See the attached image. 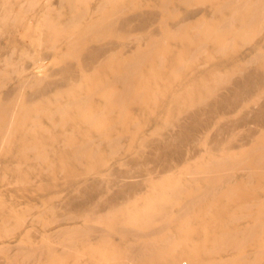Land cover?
Instances as JSON below:
<instances>
[{
  "label": "bare ground",
  "instance_id": "6f19581e",
  "mask_svg": "<svg viewBox=\"0 0 264 264\" xmlns=\"http://www.w3.org/2000/svg\"><path fill=\"white\" fill-rule=\"evenodd\" d=\"M22 1L28 2L23 10ZM62 1L70 17L63 19L44 2L39 9L45 12L43 36L32 43L30 54L21 55L37 59V42L58 47L63 37L65 51L58 60L70 61L52 71L54 82L45 83L49 76L43 74L23 79V67L0 73V154L11 153L17 140L22 144L16 162L4 169L23 165L26 175L18 178L19 186L31 190L37 185L54 194L34 213L32 228L27 226L14 243L4 241L3 264H264V41L239 55L244 57L239 65L226 62L225 69L219 67L224 72L208 71L212 81L206 74L184 79L198 54L211 53V43L221 56L248 47L251 36L264 30V0L216 3L199 26V40L196 14L173 24L176 4L191 0H159L162 14L122 20L116 13L115 19L104 16L85 26L86 14L71 11L77 0ZM38 2L18 0L17 10L30 13ZM7 4L1 0L5 26L23 16L15 14V4ZM75 26L77 34L64 36ZM232 37L245 43H233ZM110 38L124 46L134 41V52L123 55L113 42L103 43ZM172 39L191 46L180 48L167 75L159 66L170 56ZM160 80L182 85V99L167 108L149 137L139 133L142 121L130 105L134 98L156 104L161 90L153 83ZM13 82L16 89L2 96ZM33 106L36 119L30 115ZM229 116L235 118L217 127L211 143L198 139L201 129ZM251 121L257 129H247L243 137L238 130ZM165 127L176 131L164 133ZM239 135L248 142L241 144ZM200 143L206 148L198 159L188 158L187 150ZM135 144L134 157L123 168H112L114 157L128 155ZM153 144L154 159L146 153ZM155 168L163 175L156 177ZM59 180L76 188L73 196L60 199L61 192L54 191ZM113 187L114 194L106 197ZM30 212H9L10 223L1 226L6 238Z\"/></svg>",
  "mask_w": 264,
  "mask_h": 264
},
{
  "label": "rangeland",
  "instance_id": "374dc122",
  "mask_svg": "<svg viewBox=\"0 0 264 264\" xmlns=\"http://www.w3.org/2000/svg\"><path fill=\"white\" fill-rule=\"evenodd\" d=\"M8 4L6 6H10L15 4V7L13 8L14 11L17 10V5L19 8L23 10V8L28 7L27 1L16 3L18 0H7ZM37 7L34 10L29 11L27 13H23L21 9H18L15 14H21L23 13V16L21 14V18H12L13 20L8 23V25H4L2 22H0V73L5 72H11L13 68H20L23 67V79H27L30 77H34L40 74L49 76L46 78L45 83L48 82H54V77L52 76V71L58 69L64 62H69L70 60H67V58H64L62 60H58L59 56L65 49L61 47V45L65 44L64 38L60 37L58 38L56 45L58 47H49L44 45L42 42H37L36 48L40 50L39 58L35 59L34 56L28 57L24 56L21 57L24 53H29L33 50H31L32 43L35 42L39 37L43 36L44 31L42 30L43 27V11L41 12L42 6H44V2L49 6L51 11L55 14H61L63 16V19L69 18L70 13L67 11L64 3L62 0H38ZM222 0H201L198 1V3L195 0H191L188 5L181 6L179 4H176V7L178 9L177 16L173 19V24H179L183 20L187 19L189 16L196 14L197 16L193 19L195 20L193 23H198V32L195 31L194 37L198 40L201 37L199 26L201 22L206 20L207 18L211 17L214 8H216L215 4L221 2ZM27 2V3H26ZM24 3V4H22ZM1 5V0H0ZM20 5H24L23 7ZM42 5V6H41ZM41 6V7H40ZM159 0H77L74 3V6L72 7L71 11L74 15L83 12L86 14V17L81 20L82 26H85L86 24H90L92 22H100L104 16L110 17V18H116V13L118 14V18L122 20L134 18L140 14L143 13H157L162 14V11L160 9ZM38 9V11H35ZM120 10V13L118 12ZM21 11V12H19ZM35 13V14H34ZM43 13V15H42ZM29 16H27V15ZM20 16V15H19ZM25 16V17H24ZM35 17V18H34ZM192 20V21H193ZM60 26H62L60 24ZM152 29H155L157 24H152ZM79 31V28L77 26L70 28L68 32L64 33V36H69L70 33L77 34ZM46 34H48L46 32ZM137 33H134L136 35ZM44 38V37H43ZM62 41V43H61ZM231 41L236 44L243 45L245 42L238 37H232ZM250 41V40H249ZM264 41V30L255 33L251 36V41L249 43V46L242 50H239L237 52H227L223 56L216 54L214 52L216 46H214V43H211L209 45V49L211 50V53H200L198 54L197 58L192 62L191 66L188 67L185 70L184 79L186 81H191L192 79L198 78V76H201L203 74H206L205 77L208 81H212V76H210V73H207L208 71L212 72L214 69H219V73L224 72L225 70L219 68L222 67L221 65H224L222 68L225 67L226 62H230L231 65H239L244 61V57L238 58L241 54H249L252 53L259 45H261ZM113 42L115 44V47H119L120 53L123 55H128L134 52L135 42L131 41L129 43H126L124 46L123 43L120 42L119 39L110 38L106 42ZM94 44H92L93 46ZM264 45V44H263ZM191 46L190 43L187 41L182 40H169L168 47L170 50V56L168 57L166 63L160 64L159 69L162 71L163 74L170 75V73L174 70L175 61H176V54L180 50V48L183 47H189ZM57 48V49H56ZM35 53V52H34ZM128 53V54H127ZM30 54V53H29ZM213 54V55H212ZM244 54V55H245ZM8 56H11L12 62H7ZM21 57V58H20ZM238 60L234 62L235 60ZM234 62V63H233ZM225 69V68H224ZM249 69H244L243 72H247ZM79 74V73H78ZM156 90H161L159 93V100L156 104L151 103H144L139 98H134V100L131 102L130 110L133 113V115H139L140 120L142 121L141 126L138 129H133L134 132L137 130L139 133L142 132V135L152 137L153 132L155 129H157L159 122L161 121L164 114L167 112V108H169L172 103L177 99H182L179 96L182 92H180L182 85H180L177 82L174 81H167V80H160L156 83H153ZM18 85V82H13L9 85H7L3 91L2 96L6 95L8 92H13ZM261 92H264L261 91ZM29 97V95H27ZM95 105H98L96 103ZM38 108L37 106L32 107V111L30 115L36 119V111ZM235 117L229 116L223 119L218 120V122L215 123V125L211 128L207 129H201L198 132V139L204 140L203 138L206 137L207 143H211L213 141L214 133L217 129V127L223 123H226L228 121L233 120ZM34 119V120H35ZM252 127V128H251ZM254 127V128H253ZM250 128V129H249ZM257 126L256 124L251 121L247 123L245 126L240 127L238 132H240L243 137H245V134H242V132H246L247 129L256 130ZM164 129L167 130H161L164 133L171 132L170 127H165ZM176 129H173L171 133H174ZM244 132V133H245ZM262 133V132H261ZM239 135V136H241ZM120 134H113V137H119ZM241 136L242 140H247L246 138H243ZM247 137V136H246ZM244 141H240L241 144H245ZM238 142V144H240ZM248 142V140L246 141ZM20 141H15L11 145L10 149L11 153H2L0 154V247H2V244L5 243H14L16 239L20 237V234H22L23 230L30 228L33 224L32 222L36 221V218L34 216V213H40L44 208V199L45 197L52 194V191H40L34 186L35 189L26 190L25 188L18 185V178L22 177L23 175H26L24 171L26 169L17 167L15 165L14 169L9 168V170L4 169L7 163H13L16 162L14 160L17 159V152H19L21 147ZM136 145V144H135ZM156 144L149 146L146 149V153L149 156H152V151ZM138 146H134L132 150L129 152L128 155H116L114 159L111 162L112 168H123L125 163L129 161L130 158L134 157V151H136ZM206 147L204 145L198 144L195 148H190L187 150L188 158L192 159V157L195 159H198L199 153L201 151H204ZM105 153V152H104ZM196 155L194 157V155ZM152 159L153 156H152ZM194 161V160H192ZM152 165V164H151ZM154 165V164H153ZM152 165V166H153ZM151 166V167H152ZM155 167V166H153ZM154 174H156V177L163 175V171L160 168H155V171H153ZM44 174L49 175L47 169L45 168L43 170ZM165 174V173H164ZM172 174V172H171ZM95 175V174H91ZM76 182L81 181V179H75ZM91 183V180H90ZM56 189L55 192H61L60 195H56V197H60V199H64L66 196L70 197L69 195H66L68 193H72L71 195H74V186L70 184L69 186L65 183H63L62 180H59L55 182ZM33 188V187H32ZM116 188H111L107 194L106 197H109L114 194ZM54 194H52L53 196ZM52 196H49L50 198ZM55 197V199H56ZM57 197V198H58ZM54 200V199H53ZM57 201V200H55ZM32 212L29 213L30 217L27 216L25 218L26 222L23 223L22 226H20L19 229H16L12 235L9 237H5L3 233V225L9 224L11 219L7 218V215L9 212H24L25 210L31 209ZM63 211V209H61ZM33 217H32V216ZM36 215V214H35ZM32 218V222L30 221ZM35 218V220H34ZM34 220V221H33ZM31 222V223H29ZM29 224V225H28ZM31 224V225H30ZM38 225V224H37ZM54 224L50 225L52 227ZM28 226V227H27ZM27 227V228H26ZM32 228V227H31ZM39 229V228H38ZM5 261V255L0 250V264H3ZM182 264H187L186 260H182ZM46 264V263H45Z\"/></svg>",
  "mask_w": 264,
  "mask_h": 264
}]
</instances>
